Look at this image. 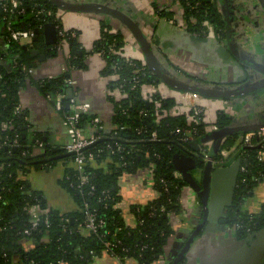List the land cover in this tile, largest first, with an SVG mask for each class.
<instances>
[{
  "label": "trees",
  "instance_id": "16d2710c",
  "mask_svg": "<svg viewBox=\"0 0 264 264\" xmlns=\"http://www.w3.org/2000/svg\"><path fill=\"white\" fill-rule=\"evenodd\" d=\"M42 3L49 8H56L49 0H42ZM215 3L211 0H179L189 24H193V20L198 21V24L192 26L198 27L197 30L202 32L201 23L213 22L218 35L222 38L224 19L217 2ZM163 14L173 16L166 10H163ZM45 23V19L36 23L27 20L30 28ZM40 40L44 41L42 33ZM125 41V35L121 31L113 32L106 22L101 23V36L96 42V51L104 52L107 61L106 75H118L117 79L109 82V87L114 90L123 84L126 96L117 101L114 99V119L117 125L125 124L127 128L112 134V139L102 140L86 149L85 156L92 152L97 161L112 158L108 169L86 165L85 172L89 174L90 182L80 185L81 173L76 168L67 169L62 184L78 204L77 212L61 213L52 208L47 209L44 196L33 190L28 180L21 178L30 165L36 168L42 165L28 159L31 148L28 146L29 122L26 114L13 113L14 107L20 102V91L27 87L29 78L14 65V60L18 55L20 62L26 63L29 67H36L37 58L17 44L10 47L8 56H0V143L17 135L20 144L16 150L9 144L0 146V193L3 196L0 201V264H12V257L17 253L25 264H91L94 257L106 252L105 241L113 242L110 252L121 261L133 258L141 264H150L164 254L165 246L174 234L168 214L177 215L182 211L180 198L182 188L186 185L181 176H175L176 169L172 164V157L174 153L181 152L182 145H188L189 142L183 141L184 133H177L176 129L180 127L185 130L192 125L184 112L175 114L171 112L176 107L179 108L174 97L154 93L160 101L159 105L145 98V88L157 85L156 78L141 60L123 55ZM111 43H116L121 54L109 53ZM37 46L48 57L57 54V50L47 46L45 42L41 46L37 44L32 47ZM68 47L70 57L67 65L79 66L82 62L79 38L69 39ZM135 75H138L139 82L134 88ZM249 76L245 82L253 80V75ZM67 77L68 74L65 73L41 81L33 80V83L43 94L54 97L59 93H66ZM93 118L84 114L80 121L81 126L86 127ZM215 123L218 128H223L231 125L233 120L226 112L220 111ZM97 126L95 133L103 136L105 132L99 125ZM206 126L205 122L198 126L196 141L203 142ZM153 131L158 134L159 139L156 141L151 140ZM239 136V134L228 136L221 149L235 147V154L239 151L236 156V159L240 160V167L235 198L227 209V215L229 224L244 238L248 232L264 228V205L258 214H244L240 210L242 202L253 194L259 183L264 181V160L258 157L259 153L264 151V139H254V145L249 146L244 144L243 139L237 143ZM33 138L32 146L44 141L40 132ZM114 142L120 144L122 149L118 151L116 148L114 153H110L109 145H113ZM219 157V154L215 156L216 159ZM70 159L74 161L75 155L70 156ZM55 163L51 161L47 164L52 166ZM241 166H244L245 170H242ZM150 167L153 168V180L160 195L148 204L130 207V213L137 219L136 225L130 226L118 206L121 201L119 180L124 173H136ZM255 177L260 179L257 181ZM28 202L38 203L42 209H46L41 226L30 236L24 233L31 218L25 209ZM86 204L99 220L105 222L97 234L83 232L80 229L85 220L83 209ZM162 206H165V212L161 211ZM26 237L35 241L36 247L31 251H25L19 244Z\"/></svg>",
  "mask_w": 264,
  "mask_h": 264
},
{
  "label": "crops",
  "instance_id": "0c3cea01",
  "mask_svg": "<svg viewBox=\"0 0 264 264\" xmlns=\"http://www.w3.org/2000/svg\"><path fill=\"white\" fill-rule=\"evenodd\" d=\"M94 1L118 6L140 21L145 33L150 38L160 40L161 44L156 46V51L161 54L164 66L180 77L188 78V74H191L195 78L199 77L206 84L224 87L244 83V80L250 77L246 73L250 72V75L253 73L252 69L245 68L230 55L225 45L226 38H221L215 27L210 28L211 30L209 29L206 33L195 34L189 31L184 23H181L183 22L181 18L180 24L160 20L162 17L160 11L172 9L176 15L181 13L179 0ZM230 1L235 17L233 24H241L239 28L237 25L234 27V42L241 44L249 57L264 63V20L261 23L264 17L262 12L257 10L256 6L254 9L251 5L252 0ZM176 15L174 17H177ZM62 16L63 23L67 28L79 32L82 62L79 66L69 67L67 65V60L70 57L68 46L63 51H58L56 56L51 57L46 56V53L37 46L45 58L41 62L40 58L36 57L37 65L33 79L54 78L65 73L76 78L78 84L74 87V92L77 94L78 100L88 104L87 114L98 119L97 125L105 132L102 137L110 139L111 134L115 133L118 126L114 119V99L117 101L123 96L121 92L116 89L112 91L109 87L113 76L106 75L107 61L101 53L96 51V42L101 36V23L106 22L113 32L122 31L125 35V56L143 59L141 51L129 31L122 27L119 21L109 16L77 12H62ZM260 23L263 24V27H258ZM51 48L53 49L54 45ZM161 87L163 92L161 94L174 97L180 109L197 105L204 107V120L207 125L205 137L219 129L215 122L220 111L226 112L231 118L234 117L237 125L258 120L264 121V93L234 101H211L194 94L175 92L164 86ZM20 102L29 122L28 146H32L33 137L37 132H40L43 137H47V144L50 147L65 149L67 142L72 138V131L65 124L63 113L55 108L53 100L48 99L37 86L28 83L27 87L20 91ZM89 124L86 128L88 133L93 131ZM243 137L244 135L239 136V142ZM213 142V139H208L202 143V147L208 150V154L214 150ZM43 143L46 144L45 141ZM220 150L215 156L219 154ZM51 155H55V153H51ZM233 155H235V147L229 158ZM38 159L33 158L34 163L42 166L36 168L30 165L21 178L28 180L32 189L44 196L47 201V209L52 208L61 213L77 212L78 204L62 184L67 169L75 168L74 161L67 157L55 160L56 163L50 166L38 163ZM111 160L109 158L102 161L95 160L91 162V165L95 168L108 169ZM233 178L234 171L228 169L213 181L208 220L181 264H259L264 247V235L258 242L254 239V244L251 245L246 241V236L243 238L238 235L236 228L231 226L228 221L227 209L235 198L236 187L232 184ZM119 186L121 201L118 206L125 214L128 224L135 226L136 221L130 213V207L145 205L155 199L157 192L153 176L147 168L136 173H124L119 180ZM181 199L182 211L175 216L172 222L174 234L165 246L164 256L150 264H171L182 243L203 220L200 198L188 184L182 188ZM263 205L264 181L259 183L253 194L242 202L240 210L244 214H258ZM46 239H48L47 236ZM19 244L25 251H31L36 247L34 239L29 237L21 240ZM247 246L250 248L247 249ZM12 264L25 263L17 253L12 257ZM91 264L141 263L133 258L121 261L104 252L101 256L94 257Z\"/></svg>",
  "mask_w": 264,
  "mask_h": 264
},
{
  "label": "water",
  "instance_id": "95a60500",
  "mask_svg": "<svg viewBox=\"0 0 264 264\" xmlns=\"http://www.w3.org/2000/svg\"><path fill=\"white\" fill-rule=\"evenodd\" d=\"M58 10L62 12H77L87 13L93 15L109 16L121 23L135 40L139 50L142 54V60L144 64L155 76L157 83L160 86H164L172 91L180 93H191L205 100H240L249 96L263 94L264 93V63L255 61L244 52V48L241 44H236L233 37V21L234 14L232 10V3L230 0H215L220 8L224 21L226 24V39L225 45L230 55L245 68L248 67L260 74V77L256 80H249L244 83H239L234 86H220L206 84L202 79L195 78L194 75L188 74V78L180 77L172 73L167 69L161 59V54L156 51V46L160 45V40L150 38L144 31L140 21L136 20L129 14H127L122 8L114 6L111 3L101 1H78V0H49ZM213 0H211L212 2ZM214 2V4H216ZM213 3V2H212ZM252 6H259L257 10L261 11L264 15V0H252ZM255 9V7H254ZM35 22V21H34ZM37 36L34 41L40 40V33L44 36V42L47 46H53L58 41L57 27L54 22H47L44 24L42 30L36 28ZM122 32V31H121ZM25 50H29L33 57H39L41 62L44 61V54L41 53L39 48H29L27 45L23 46ZM247 72L246 75H249ZM69 76V75H68ZM67 102L66 108H69L70 102L74 97V87L67 85L66 89ZM232 117L233 123L231 125L219 128L212 132L208 137H205L203 141L213 139L214 150L211 152V157L215 158L216 153L220 150L221 145L230 135L239 134L244 135L251 132H257L264 130V121H252L250 123L235 124V120ZM44 145L30 146L31 153L28 155V159L39 158L38 163L47 164L51 161L67 158L75 155V152H67L64 148L50 147L47 144V137H43ZM102 138L97 142L106 140ZM34 142V140H33ZM93 143L91 146L96 144ZM202 143L196 140L190 141L188 145H182L181 152L174 153L172 157V164L177 172H179L182 180L188 184L199 196L203 210V220L196 228L191 232L185 242L182 243L179 251L172 260L171 264H181L187 255L188 251L192 247L196 238L199 236L201 230L206 224L209 217V201L212 194V185L215 178L217 179L221 173L226 172L228 169L234 171L233 186L235 187L237 182V175L240 167V160L236 159L239 154L237 152L230 160H226L220 163H214L212 160H206L203 158ZM90 147V146H89ZM87 147V148H89ZM16 150V147H13ZM61 152V153H58ZM215 152V153H214ZM55 153V155H51ZM264 235V228L252 233L246 237V241L253 245V240L257 242L262 240ZM250 246H247L249 249ZM259 264H264V247L262 249V257L259 260Z\"/></svg>",
  "mask_w": 264,
  "mask_h": 264
},
{
  "label": "built area",
  "instance_id": "2783aa9c",
  "mask_svg": "<svg viewBox=\"0 0 264 264\" xmlns=\"http://www.w3.org/2000/svg\"><path fill=\"white\" fill-rule=\"evenodd\" d=\"M62 11L58 10L57 8H49L44 3H42V0H0V56H8L10 52V47L13 46V44H17L20 46L27 45L29 48H31L33 45L29 44L27 40L34 41V38L37 36L36 28H40V30L43 29L44 24L41 26H35L34 28H30L27 25V20H32L33 23H36V21L45 19L47 22H54L57 27V35H58V41L54 45L55 50L63 51L64 48L68 46V40L71 38H79V32L75 29L67 28L63 23L62 18ZM18 22V25H16V22ZM165 21L174 22L175 19H164ZM35 21V22H34ZM20 23V24H19ZM186 27L188 25L184 24ZM201 26L203 27V31L206 33L210 28L214 27V24L211 22H203L201 23ZM211 30V29H210ZM125 47V46H124ZM34 48V47H32ZM109 53L111 54H121L120 50L117 49L116 43H111L109 45L108 49ZM104 56V52H99ZM123 55H124V48H123ZM125 56V55H124ZM127 57V56H126ZM129 58V57H128ZM131 59H138V58H131ZM143 62L142 59H138ZM144 63V62H143ZM14 65L21 69L23 72H25L28 75V83H33L34 81H41L43 79H33L35 74V67H29L26 63L20 62L18 59V55L15 56ZM145 65V64H144ZM115 67V66H114ZM113 79H117L118 75L114 74L112 75ZM1 78V76H0ZM134 81V88L137 86L139 79L138 75H135L133 77ZM66 85H70L72 87L77 86L78 81L76 78H72L70 75L65 79ZM160 85L157 83V85H149V88H145L144 91L145 98L148 101L154 102L155 104H160L159 99H157L154 96V93H161ZM162 88V87H161ZM117 91L122 93V96H126V93L123 92V84L118 85V87L115 88ZM114 89V90H115ZM112 90V89H111ZM113 91V90H112ZM191 94V93H189ZM164 96V95H163ZM48 99L53 100L55 104V108L63 113V118L65 121V124L71 129L72 131V138L69 142H67L65 146V150L67 152H75V160H74V167L78 170L79 173H81L80 177V185L87 184L90 182V177L87 172H85V167L87 164H91V162H94L96 159L95 154L92 152L89 153L87 156H85V151L87 147L91 146L93 143L97 142L102 136L97 135L95 132L97 130V124L98 119L94 117L91 122H89L91 125L92 132L88 133L86 131V127H82L80 124V121L84 114H87L89 111V106L85 102H81L77 98V94L74 92V97L72 98L70 102L69 108H66V102H67V94L66 93H59L56 96L46 95ZM173 109L171 112L173 114L184 112L187 115V118L192 125L189 129H183L178 127L176 129L177 133H184L183 141H193L195 140V135L198 131V126L202 124V122H205L204 118V107L197 105L191 108L188 107H182ZM66 109V110H65ZM14 115H21L24 113V107L21 102H19L13 110ZM88 124V123H87ZM127 128V125H118L115 129V133L117 134L119 131L124 130ZM141 131L139 130V133ZM114 133V134H115ZM110 139H112V134L110 136ZM158 134L156 131H153L151 134V140L156 141L158 140ZM254 139H264V130H260L257 132H251L247 133L243 137V142L246 145L253 146L254 145ZM131 142V140H129ZM39 145H44L43 142H38ZM5 144H9L12 147H18L19 144V138L16 135L13 139H7L5 142L0 143V146H3ZM117 148L118 151L122 149V146L118 144L117 142H114L113 145H109L110 153H114L115 149ZM202 153L203 158L206 160H212L214 163H220L226 161L229 156L231 155L233 149H221L219 152V158H213L210 154H208V150L204 147H202ZM25 154V153H24ZM259 159L264 160V151H261L258 155ZM109 159H112L111 157H107ZM148 172L153 176V168H147ZM242 170H245L244 166H241ZM175 176H180L179 172H175ZM260 177H255V180H259ZM162 182L164 185L167 183L164 179H162ZM155 187V183H154ZM167 190V187H165ZM157 192V197L160 195L159 190L155 187ZM30 195V193H29ZM3 199L2 194L0 193V201ZM181 205L182 199L180 198ZM25 209L30 213L31 218L29 220V227L24 231L25 234L30 236L34 230H37L42 222H43V216L46 213L45 209H42L41 206L38 203H26ZM161 211L165 212L166 208L165 206L161 207ZM84 216L85 220L81 224L80 228L83 232L89 231L91 233L97 234L98 230L104 226V221L99 220L96 216V214L93 212V210L90 209L89 205L86 204L84 209ZM170 216V222L172 225L173 220L175 219L176 214H168ZM134 217V216H133ZM136 223L137 219L134 217ZM105 251L110 253L112 255L111 248L113 247L112 241H105ZM164 255L160 256L163 257Z\"/></svg>",
  "mask_w": 264,
  "mask_h": 264
},
{
  "label": "flooded vegetation",
  "instance_id": "af4514ba",
  "mask_svg": "<svg viewBox=\"0 0 264 264\" xmlns=\"http://www.w3.org/2000/svg\"><path fill=\"white\" fill-rule=\"evenodd\" d=\"M213 3L215 2V0H213L212 1ZM252 5V4H251ZM181 6V5H180ZM219 8V7H218ZM257 8H259V6L257 7L256 6V9ZM181 13L179 14L178 13V15H176L174 12L175 11H173L172 9H168V11L167 12H171L172 14H173V16H168V15H166V14H163V11H160L159 13L162 15V17H160V20H164L165 18L166 19H168V20H171V19H175L176 21H174V22H178L179 24H180V18H181V20H183V22H181V23H184V24H186V25H188L186 28L189 30V31H192L193 29H194V31H192L193 33H195V34H200V33H205L204 31H203V29L201 30L202 32H199L198 30H197V28L198 27H195V26H192V25H196V24H198V21H196V20H193V24H189L188 22H187V20H186V18H185V15H184V13H183V11H182V7H181ZM219 10H220V8H219ZM220 12H221V10H220ZM222 13V12H221ZM177 16V17H174V16ZM223 15V14H222ZM262 16L264 17V15L262 14ZM223 19H224V16H223ZM264 20V18L261 20V23H263L262 21ZM259 22V21H258ZM211 23H213V22H211ZM257 23V22H256ZM258 24L259 26L258 27H260V26H262L263 27V24ZM214 24V23H213ZM224 24H225V21H224ZM237 24H232V26H233V31H234V27L236 26ZM240 23H238V25H237V28H239L240 27ZM214 27H215V25H214ZM216 28V27H215ZM223 32H224V36L222 37V38H226V32H227V30H226V24H225V27H224V30H223ZM252 75H253V80H256V79H258L259 77H260V74H258V73H256L255 71H253L252 70ZM254 232H257V231H251V232H248V234L246 235V237L247 236H249V235H251L252 233H254Z\"/></svg>",
  "mask_w": 264,
  "mask_h": 264
},
{
  "label": "rangeland",
  "instance_id": "374dc122",
  "mask_svg": "<svg viewBox=\"0 0 264 264\" xmlns=\"http://www.w3.org/2000/svg\"><path fill=\"white\" fill-rule=\"evenodd\" d=\"M27 42H29V44H31V45H39V46H41L42 44H43V41L42 40H40V41H37V42H33V41H30V40H27ZM199 78V77H198ZM162 92V91H161ZM162 94H163V92H162ZM237 143H239V139L237 140ZM157 198V196L155 197V199Z\"/></svg>",
  "mask_w": 264,
  "mask_h": 264
}]
</instances>
